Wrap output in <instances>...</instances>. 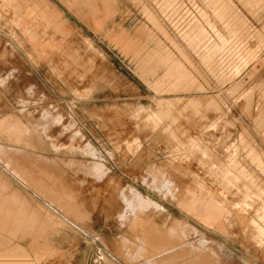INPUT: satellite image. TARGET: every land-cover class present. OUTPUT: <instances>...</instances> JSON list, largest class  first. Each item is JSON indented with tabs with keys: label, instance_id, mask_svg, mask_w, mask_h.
<instances>
[{
	"label": "rangeland",
	"instance_id": "obj_1",
	"mask_svg": "<svg viewBox=\"0 0 264 264\" xmlns=\"http://www.w3.org/2000/svg\"><path fill=\"white\" fill-rule=\"evenodd\" d=\"M0 146L61 201L0 159L44 211L0 254L264 264V0H0Z\"/></svg>",
	"mask_w": 264,
	"mask_h": 264
},
{
	"label": "crops",
	"instance_id": "obj_2",
	"mask_svg": "<svg viewBox=\"0 0 264 264\" xmlns=\"http://www.w3.org/2000/svg\"><path fill=\"white\" fill-rule=\"evenodd\" d=\"M15 143L26 147L24 148V150L28 148H35L34 143L30 141L27 137H20L15 140ZM0 148L4 151H6L5 149H7L4 146H0ZM18 149L19 151H23V149ZM1 157L2 156H0V159L4 161L7 166L12 171H14L20 178L24 179L25 181H28L30 183V186H32L35 190H37L44 196L47 195L46 197L49 199L50 203L56 205V207L58 208H61L59 204L61 203V201L58 200V197H55L52 193L47 192L39 182H36L29 176L25 175L24 173H21L11 164L9 165L6 159H3ZM205 204H207L206 200L199 203V201H197V199L192 196L189 200L182 201L180 203V206L183 210L187 211L189 214H192L196 219L202 221L207 226L212 227L215 223H217V221L208 219L206 217V208L204 207ZM200 206H202L201 209ZM197 209H200V214L197 213ZM67 211L69 210L67 209ZM42 213H44L43 209L32 207L30 205V202L26 201V197L19 190L11 188L9 183L0 174V217L7 220V223H4L0 220V228H3V225L4 229L6 228L5 231L0 232L1 239L11 242V239L13 238L22 239L26 235H29L31 233L30 230L36 228L40 224L39 219L42 217V215H40ZM44 225L46 226L48 224L44 223ZM57 227L60 229L65 228V224L61 223ZM181 246V243H176L172 244L171 247L165 248H168V251L171 252L177 248L179 249V247ZM202 246L203 245H201V247ZM190 247L192 249L195 248L193 246ZM165 248L157 249L153 253L151 252L149 255L145 256V264H158L153 261V257L160 254V252L163 254L168 253V251H166L167 249ZM32 251L36 250L32 249ZM41 258V254H39L37 251L34 252L32 257L29 252H27V250L24 249L22 246L15 245L11 251H3L0 254V264H37L40 262Z\"/></svg>",
	"mask_w": 264,
	"mask_h": 264
},
{
	"label": "bare ground",
	"instance_id": "obj_3",
	"mask_svg": "<svg viewBox=\"0 0 264 264\" xmlns=\"http://www.w3.org/2000/svg\"><path fill=\"white\" fill-rule=\"evenodd\" d=\"M0 151H1V153H2V152H5L3 149L0 150ZM6 152H7V151H6ZM6 152H5V153H6ZM1 153H0V155H2ZM5 153H3V156H5ZM9 162H10V163H11V162L13 163V161H11V160H10ZM9 165H10V164H9ZM11 165H12V164H11ZM14 166H15V165H14ZM46 196H47V195H46ZM49 196H50V195H49ZM53 198H54V197H53ZM39 225H40V224H39Z\"/></svg>",
	"mask_w": 264,
	"mask_h": 264
}]
</instances>
